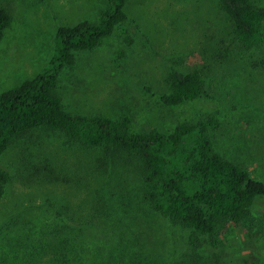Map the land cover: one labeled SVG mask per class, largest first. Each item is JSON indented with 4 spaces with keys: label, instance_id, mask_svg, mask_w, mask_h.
Instances as JSON below:
<instances>
[{
    "label": "rangeland",
    "instance_id": "rangeland-1",
    "mask_svg": "<svg viewBox=\"0 0 264 264\" xmlns=\"http://www.w3.org/2000/svg\"><path fill=\"white\" fill-rule=\"evenodd\" d=\"M107 6L108 0H0L12 17L0 43V95L49 67L60 28L96 25ZM125 11L127 20L111 37L76 52V64L61 69L56 93L65 110L130 118L133 133L214 120L208 136L215 151L264 182V43L251 51L237 48L218 0H127ZM174 65L201 73L202 98L164 105ZM109 161L101 149L61 132L38 129L16 138L0 158L11 178L0 198V264H65L56 262L58 254L81 256L79 243L89 249L82 259L119 245L129 264H192L181 256L179 230L138 203L135 157ZM103 205L117 207L106 215L95 209ZM220 246L197 261L264 264V200L242 225L221 233Z\"/></svg>",
    "mask_w": 264,
    "mask_h": 264
},
{
    "label": "trees",
    "instance_id": "trees-1",
    "mask_svg": "<svg viewBox=\"0 0 264 264\" xmlns=\"http://www.w3.org/2000/svg\"><path fill=\"white\" fill-rule=\"evenodd\" d=\"M126 4L127 0H108L98 24L83 22L60 28L57 54L49 67L0 95V158L16 138L38 129L61 132L72 142L101 149L109 162H118L124 155L134 156L139 163L138 203L160 224L177 228L183 248L181 256L192 258V264H200L197 259H202L205 251L220 250L221 233L229 225H242L256 201L264 200V182L253 178L245 165L215 151L208 136L214 120L181 122L165 132L148 129L133 133L130 118L114 121L71 114L56 93L61 69L76 64V52L92 51L111 37L127 20ZM218 4L230 23L237 48L251 51L261 47L264 6L254 0H218ZM11 21L9 10L0 7V43ZM204 83L199 71L174 65L166 78L162 102L172 108L195 102L203 96ZM10 179L9 173L0 169V198ZM116 207L94 208L110 215ZM78 247L82 254L89 250L85 243ZM64 251L56 262L129 264L119 245L109 248L105 255L102 248L94 249L90 259L87 255L82 259V254L68 258Z\"/></svg>",
    "mask_w": 264,
    "mask_h": 264
}]
</instances>
